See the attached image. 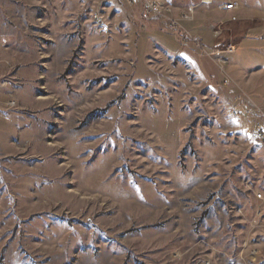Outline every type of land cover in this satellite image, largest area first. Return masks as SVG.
Listing matches in <instances>:
<instances>
[{
  "label": "rangeland",
  "instance_id": "obj_1",
  "mask_svg": "<svg viewBox=\"0 0 264 264\" xmlns=\"http://www.w3.org/2000/svg\"><path fill=\"white\" fill-rule=\"evenodd\" d=\"M166 1L0 0V264H264V0Z\"/></svg>",
  "mask_w": 264,
  "mask_h": 264
},
{
  "label": "built area",
  "instance_id": "obj_2",
  "mask_svg": "<svg viewBox=\"0 0 264 264\" xmlns=\"http://www.w3.org/2000/svg\"><path fill=\"white\" fill-rule=\"evenodd\" d=\"M128 2V4L132 5L136 3L137 1L140 2V4L143 7V10L152 16H158L164 20H167L168 23H170L172 26L171 28L176 25L177 19L173 16V8L168 4L166 0H125ZM238 2L236 0H230L229 3L225 4L223 6V9L225 11L234 10L238 7ZM192 9H190L191 12ZM167 16V17H166ZM190 17L188 15H182L181 19H189ZM92 20L95 22V24H99L101 27H104V23L102 21V18L97 15L93 14ZM175 22V23H174ZM221 44H216V47L212 51L209 52L210 55H212L215 58V61L219 65H224L227 61L228 54L232 52L231 49L221 48ZM1 87H4L0 85ZM13 102L9 100L7 105H12ZM255 112L257 115L264 117V104L262 106H256L254 108H247L246 106L243 107L241 110L234 111V116L238 117L239 114H247L250 111ZM251 136L253 139L260 145L264 146V127L257 125L253 127L251 130ZM261 195H258L260 197ZM207 264V263H205Z\"/></svg>",
  "mask_w": 264,
  "mask_h": 264
},
{
  "label": "crops",
  "instance_id": "obj_3",
  "mask_svg": "<svg viewBox=\"0 0 264 264\" xmlns=\"http://www.w3.org/2000/svg\"><path fill=\"white\" fill-rule=\"evenodd\" d=\"M225 11V10H224ZM230 11H234V10H230ZM220 12V11H219ZM225 12H228V11H225Z\"/></svg>",
  "mask_w": 264,
  "mask_h": 264
}]
</instances>
